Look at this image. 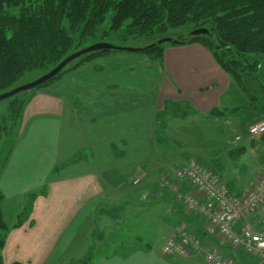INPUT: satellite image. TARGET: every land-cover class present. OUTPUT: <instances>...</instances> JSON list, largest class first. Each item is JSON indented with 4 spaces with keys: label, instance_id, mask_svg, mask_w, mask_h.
Segmentation results:
<instances>
[{
    "label": "crops",
    "instance_id": "1",
    "mask_svg": "<svg viewBox=\"0 0 264 264\" xmlns=\"http://www.w3.org/2000/svg\"><path fill=\"white\" fill-rule=\"evenodd\" d=\"M169 45L163 46L161 60H151L146 54L96 57L29 94L16 138L0 164V177L8 167L38 170L40 157L43 170L23 187L27 189L25 202L29 194L36 196L28 220L9 227L1 247V264H42L36 254L53 253L62 240V248L70 247L80 226L90 218L93 227L89 235L96 243L106 242L107 236L113 245V234L131 227L151 237L160 225L167 231L166 239L178 227L199 236L223 256L245 262L229 242H221L217 234H205L201 215L189 213L169 187L182 162L178 158L186 152L180 142L176 151L166 143L165 139L175 140L172 126L181 123L178 117L182 116H163V102H187L196 114L204 116L218 109L220 96L228 92L231 83L200 44ZM136 66L151 70L158 86L133 85L136 72L132 68ZM238 116H227L231 118L226 122L242 128L243 122L252 120ZM24 157L37 160L36 166L19 164ZM209 164L214 169L212 162ZM224 171L221 165L216 172L239 194L247 192L258 176L241 189L223 175ZM134 173L146 178V183L134 188L122 186ZM6 186H12L7 174L0 179V189ZM193 190L188 182H179L180 193ZM101 223L109 227V236L104 235L106 228L102 230ZM243 223L264 231V214L258 209L236 227ZM140 236H134L135 246L81 264H203L199 254L182 257L161 251L157 255L149 243H141Z\"/></svg>",
    "mask_w": 264,
    "mask_h": 264
},
{
    "label": "trees",
    "instance_id": "2",
    "mask_svg": "<svg viewBox=\"0 0 264 264\" xmlns=\"http://www.w3.org/2000/svg\"><path fill=\"white\" fill-rule=\"evenodd\" d=\"M109 12V23L105 27ZM185 26H191L190 32L205 28L208 34L190 35L189 32L185 37L174 38L178 40L177 45L198 43L203 46L243 94L241 106L211 110L210 114L246 113L245 117L253 120L263 117L264 0H0V93L15 87L26 73H45L68 54L105 38L152 35L161 38L171 36L168 31ZM163 46L160 44L141 53L151 60H161ZM110 53L115 52L82 55L39 87L61 78L86 61ZM8 100V114L0 122V142L10 136L28 97L22 99L17 94ZM191 113L195 110L187 102H163V116ZM261 139L264 142V134ZM244 150V146L228 150V156L234 159ZM212 164L221 168L216 162ZM212 172L218 174L215 170ZM35 196V193L28 195L26 207L31 206ZM2 199L0 193V201ZM24 218L25 210L17 215L14 226L20 225ZM7 229L0 208V248ZM236 250L246 262L236 260L237 264L257 261L255 256Z\"/></svg>",
    "mask_w": 264,
    "mask_h": 264
},
{
    "label": "rangeland",
    "instance_id": "3",
    "mask_svg": "<svg viewBox=\"0 0 264 264\" xmlns=\"http://www.w3.org/2000/svg\"><path fill=\"white\" fill-rule=\"evenodd\" d=\"M110 12L106 16V20L104 22V26L106 27L109 23ZM191 26L180 27L175 30H170L168 33L173 38L178 37H185L190 32ZM157 35L147 36V37H140V38H133L128 37L126 39H122L118 36H111L109 38H105L104 42L110 43L115 46H124V47H137L141 48L150 43L154 40H157ZM164 46H170L167 43H164ZM115 53H110L112 56L122 57V56H143L142 53H130V52H123V51H113ZM151 62V61H148ZM157 64V62H153ZM152 68V65L150 66ZM132 72H136L135 77L133 78L134 82L132 83L135 86L141 85H150V86H158L156 81V76L153 74L151 70L143 69L141 66H136L132 68ZM41 75L40 71H31L26 73L22 78H20L16 82L17 85L28 83L38 76ZM231 82V81H230ZM42 87H36L18 94V96L22 99H25L29 96L30 93L34 92L35 90H39ZM241 98H243V94L238 90V88L231 82L228 92L224 95L220 96V102L218 104V109L223 108H233L237 106H241ZM8 99L0 100V122L3 117L8 114ZM247 114H240L238 117L244 119ZM166 116V115H165ZM218 116V117H216ZM230 115H212L206 113L203 115L198 114H189L186 116L178 117L181 123L176 126H172V134L171 136L177 140L168 141L166 143L168 145L172 144L176 151L180 150L181 144L185 147V157L182 156L178 159L182 160L180 165L186 163L190 158H196L199 160L201 164H203L208 170L210 169L211 162H216L217 164L222 165V169H225L223 175L228 177L229 180L233 183V185H237L239 188H245L250 179H253L257 174V181L258 177L261 174H264V142L261 139V136H247V129L252 124L264 120L263 117L258 119H252L250 121H246L247 124H244L243 127L239 128L241 124H238L235 127L233 124H228L226 121H230L231 117H227ZM247 118V117H245ZM21 118L18 120L17 123L12 127L10 131V136L6 139L3 138L0 142V164L4 161L10 146L15 140L17 131L19 130ZM252 121V122H251ZM218 129L224 130L221 132ZM237 135H241L242 138L238 141L234 140V137ZM166 138V137H165ZM181 144H180V143ZM11 143V144H10ZM241 146L245 147V150L242 154L238 155L236 158L232 159L228 156V150L237 149ZM41 152H45L44 149L41 148ZM187 155V156H186ZM32 158H21V162L19 164L27 165V166H36V162L31 161ZM212 160V161H211ZM43 163V157L39 158L37 166L39 168L37 170L33 169L32 167L26 166H15L7 168L0 179H3L4 176L7 174V178L11 181L12 186H6L0 189V193L3 195V199L0 201V208L2 212L3 220L8 227L7 232L10 226H13L17 220V215L20 212L26 211V218L22 220L26 222L29 216V208L27 206V202H25V193L27 191V183L31 182L35 179L37 173L43 170L41 168ZM179 165V166H180ZM214 165V164H213ZM220 165V166H221ZM219 166V165H217ZM214 165L215 171H219V167ZM211 170V171H212ZM122 171V170H121ZM222 171V170H221ZM219 174V173H218ZM147 177V173L144 174ZM220 175V174H219ZM133 176V177H132ZM139 174H132L130 179H126L127 181L122 186L125 188H134L137 186H142L146 183V178L144 180H140L138 184L134 185L132 182L133 180L138 177ZM150 179V177L148 178ZM144 181V182H143ZM44 188V187H43ZM3 191V192H2ZM40 192H43V189H40ZM36 194V193H35ZM24 203V205H20V203ZM19 208V209H18ZM21 209V210H20ZM32 211V210H31ZM21 223V224H22ZM31 223V222H30ZM19 226V225H18ZM102 230H104V235H108L109 227L105 226L104 223H101ZM93 227L91 218L88 219L80 226L79 235L75 238L72 245L68 248H62L64 240H62L58 245V247L54 250L53 253L48 252V254H36V260L41 259L42 264H80L79 262L84 258H87L86 261L88 262L91 260V263L96 258H99L102 255L108 254H117L120 253V250L124 247L125 249L128 247L135 246L137 242L134 240V236L141 235V243H149L153 252L157 255L161 254V249L163 245V241L166 237L167 231L165 228L160 225L156 229L152 230V236L150 237L149 234L144 232H139L135 228L131 227L127 231H119L113 234L114 242L113 245H110L109 242L110 238H106V242L104 243H96V239L92 238L91 235V228ZM104 228V229H103ZM82 232V234H81ZM110 232V231H109ZM6 237H4L5 240ZM93 242V243H92ZM62 243V244H61ZM121 243V244H120ZM95 244L92 248L88 250V247ZM2 248H0V262L2 263ZM90 251L89 252H87ZM89 253V254H88ZM85 261V262H86ZM86 262V263H87ZM17 264V263H15Z\"/></svg>",
    "mask_w": 264,
    "mask_h": 264
},
{
    "label": "built area",
    "instance_id": "4",
    "mask_svg": "<svg viewBox=\"0 0 264 264\" xmlns=\"http://www.w3.org/2000/svg\"><path fill=\"white\" fill-rule=\"evenodd\" d=\"M264 134V120L248 127L247 136ZM242 138L234 137L235 141ZM174 179L169 187L176 201H179L189 213H198L203 219L202 229L205 234L220 237L221 242H229L234 249L257 258L256 264H264V231H256L249 223L239 228L237 223L256 210L264 214V174H261L253 186L244 193L230 190L223 179L213 174L196 158H190L174 171ZM141 180H133L136 185ZM188 182L192 193L179 192V182ZM166 185V184H165ZM163 255L187 257L193 254L201 256L203 264H237L234 256H223L216 247H209L199 236L192 232L174 227L162 245Z\"/></svg>",
    "mask_w": 264,
    "mask_h": 264
},
{
    "label": "water",
    "instance_id": "5",
    "mask_svg": "<svg viewBox=\"0 0 264 264\" xmlns=\"http://www.w3.org/2000/svg\"><path fill=\"white\" fill-rule=\"evenodd\" d=\"M199 34H208L207 29L205 28H196L190 32V35H199ZM178 40L174 39L172 36H164L161 38H158L154 42L141 47H124V46H115L110 43L100 41L95 42L92 44H89L81 49H78L67 56H65L59 63H57L54 67L46 71L45 73H42L40 76H38L36 79L25 83L21 85H17L9 90L3 91L0 93V100L9 99L13 97L14 95H17L21 92L36 88L41 86L42 84L48 82L52 78H54L56 75H58L69 63L74 61L75 59L79 58L82 55H85L87 53L96 52V51H123V52H130V53H138L143 52L148 49H151L157 45L160 44H177Z\"/></svg>",
    "mask_w": 264,
    "mask_h": 264
}]
</instances>
